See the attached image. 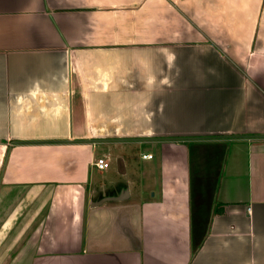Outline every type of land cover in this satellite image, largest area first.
<instances>
[{
    "label": "crops",
    "instance_id": "crops-1",
    "mask_svg": "<svg viewBox=\"0 0 264 264\" xmlns=\"http://www.w3.org/2000/svg\"><path fill=\"white\" fill-rule=\"evenodd\" d=\"M129 1L0 0V264H264V26Z\"/></svg>",
    "mask_w": 264,
    "mask_h": 264
},
{
    "label": "rangeland",
    "instance_id": "rangeland-1",
    "mask_svg": "<svg viewBox=\"0 0 264 264\" xmlns=\"http://www.w3.org/2000/svg\"><path fill=\"white\" fill-rule=\"evenodd\" d=\"M131 1H134V0H131ZM131 1H129V3ZM129 3H127V4H129ZM228 3L232 7V8L231 7H228V8L229 9L234 8L235 11L237 10V12L240 11V16L243 13H245V16L247 15L249 0H240L239 3L236 0H232V1H228ZM249 8L250 9L253 8V11L249 12V14L251 15L250 19L246 18V20L244 22L248 23V24L251 23L252 17H253L252 14H255L254 15L255 16L254 17L255 18L254 25H256L258 27V29L260 28V26H264V0H250ZM127 9H129L128 10L129 13L132 10L135 11V9L131 10V7H127ZM197 9H198V7H197ZM132 13L133 14H131V15H133V16H130L131 22H135V20H136V16L134 14L135 12L132 11ZM158 13H161V15L163 14V12L161 10H159ZM137 16L140 18V21H141V16L140 15H137ZM144 16H145L144 18H146V16H148L149 20H147V22H149L148 25H150V22L152 20V17H151L152 16V9H150V8L147 9ZM162 21L165 22L166 27H167V25H169L167 20L161 18V24H164V22H162ZM182 21L183 20L180 19V25L183 23ZM239 21H240L239 24L241 25L243 20L240 17H239ZM102 150H103V148L100 147L98 149V153ZM149 150H150L149 146H145V145L142 146V145L136 144L135 141H130V142H127V144L125 146H122V148H120V149L118 147H115L114 148V154L117 156L122 155V159L125 161V164L128 168V171L129 172H135V170H139V167L140 168H143L144 166L146 167L147 164L144 163L143 160L141 161V159L138 160V158H141L142 152L149 151ZM153 151L155 152V154L156 153L158 154L157 149H153ZM117 164H118V158H115L114 159V165L117 167Z\"/></svg>",
    "mask_w": 264,
    "mask_h": 264
},
{
    "label": "built area",
    "instance_id": "built-area-1",
    "mask_svg": "<svg viewBox=\"0 0 264 264\" xmlns=\"http://www.w3.org/2000/svg\"><path fill=\"white\" fill-rule=\"evenodd\" d=\"M153 155L146 154L143 155L144 159H151ZM95 166L100 170H106L110 167L109 161H107L105 158H99L95 161Z\"/></svg>",
    "mask_w": 264,
    "mask_h": 264
}]
</instances>
